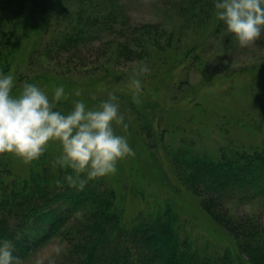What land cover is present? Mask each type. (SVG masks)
I'll use <instances>...</instances> for the list:
<instances>
[{
	"label": "trees",
	"instance_id": "obj_1",
	"mask_svg": "<svg viewBox=\"0 0 264 264\" xmlns=\"http://www.w3.org/2000/svg\"><path fill=\"white\" fill-rule=\"evenodd\" d=\"M190 1L196 6V14L187 21L203 24L212 18L210 32L223 30L231 36L217 20L213 0ZM116 5L113 0H0V71L7 72L16 57L27 51L28 42H22L31 36L38 40L48 36L45 57L64 60L67 67L85 64L92 56L111 63L151 58L159 45L153 40L158 39L160 29L155 24L133 23ZM108 35L112 37H107L106 43L103 40ZM263 38L264 34L257 42L264 44ZM37 44L34 42V46ZM83 46L88 52L82 53ZM64 53L72 57L65 58ZM122 73L109 71L102 80L127 77ZM37 78L35 81L54 79L46 69ZM102 80L81 87L79 97L72 92L69 100L57 107L68 110L74 99L92 101L96 85ZM114 93L120 98L121 114L125 116L128 109L129 116H135L127 128L149 154L148 165L153 161L156 166L152 170L158 171L157 157L151 158L158 113L153 110L152 96L140 95L139 106L132 92L116 89ZM144 107L152 118L144 119L143 115V126L138 115ZM179 107L173 105L166 112L171 116L170 111L178 112ZM179 124L178 128H185ZM187 142L184 138L177 151L164 145L179 182L175 189L200 200L196 205L202 217L215 224L216 230H223V248L211 250L209 242L200 247L189 236H182L183 217L173 199L169 200L172 197H158L153 203L145 200L144 208L128 222L118 192L107 185L102 187L104 176L90 180L82 189L66 181L56 183L58 179L63 181L70 170L55 165L49 150L31 162L26 175L13 171L16 165L9 158L11 153H5V157L0 154L4 158H0V240H12L14 255L20 260L48 238L59 236L67 243L64 264H264V216L232 208L244 200H261L264 207V144L247 148L229 142L213 154L193 151ZM159 177L162 193L168 180L160 172ZM133 187L129 192L141 196L138 185ZM28 230L35 235L41 231L39 240L32 243Z\"/></svg>",
	"mask_w": 264,
	"mask_h": 264
},
{
	"label": "rangeland",
	"instance_id": "obj_2",
	"mask_svg": "<svg viewBox=\"0 0 264 264\" xmlns=\"http://www.w3.org/2000/svg\"><path fill=\"white\" fill-rule=\"evenodd\" d=\"M113 1L132 18L133 23L155 24L160 29L157 33L158 39L153 40L159 45L154 47L151 58L140 62L123 60L111 63L92 56L88 57L85 64L75 63L67 67L64 60H48L45 57L48 36L41 40L31 36L24 38L22 42L24 45L28 42L27 51L18 55L16 62L7 69V72L14 75V92L22 89L24 82H34L45 69L52 73L54 79L37 80L35 83L44 87L50 96L59 84H63L66 91L74 93L81 87L95 84L96 80H102L109 71L123 72L127 77L123 76L116 81L110 78L98 81L93 102L87 103L95 106L116 89H124L134 94L135 89L131 87L128 77L130 71L141 63L147 64L150 71L141 76L142 90L139 97L142 95L146 98L151 95L155 104L153 110L158 112L154 123L157 137L152 139L155 148L151 149V158L157 157V168L164 176L162 178L168 180V191L160 192L162 180L159 172L152 170L156 163L150 160L151 164L148 165L149 154H145L139 147L132 131L123 126L135 118L129 116L128 109L125 116L123 115L122 123L114 122V129L117 134L127 137L134 149V155L121 159L117 164V171L104 176L105 185H101L115 188L118 192L128 222L136 218L144 208V202L153 203L158 197H172L169 200L173 199L176 208L180 210L181 218L183 217L182 236H189L200 247L209 242L211 250L223 248L226 240L222 235L223 230H216L215 224L214 226L207 218L202 217L196 205L200 200L184 192L177 193L175 188L179 182L164 145L169 144L177 151L179 144L186 138L187 146L193 151L218 154L229 142L247 148L251 144H264V44L256 42L242 47L226 31L210 32L212 18L203 24H197L194 20L187 21L196 14V6L190 0ZM168 4L170 7L166 8ZM107 37L112 36L108 35L103 40L109 43ZM34 42L38 44L34 46ZM83 47L85 51L82 50V53L88 52V47ZM63 57L72 56L64 53ZM135 103L139 106L142 104L137 101ZM173 105L180 106V111L171 110L170 116L166 111ZM143 115L144 119L149 117L146 107L138 115L139 124L144 126ZM151 118L150 115L149 119ZM179 122L184 124L179 127L185 128H178ZM47 150L55 158L60 152V146L52 142ZM2 156L5 157L4 154ZM9 158L16 165L13 171L23 175L28 173L32 161H25L14 154ZM136 184L142 191L141 196L129 192ZM166 192L169 195H165ZM260 201L244 200L239 205L234 204L232 208L256 215L261 213L264 216L263 203ZM38 233L35 235L37 233L28 230L32 243L39 240L41 231ZM66 251V241L62 237L52 236L33 253L21 259L20 264H64Z\"/></svg>",
	"mask_w": 264,
	"mask_h": 264
},
{
	"label": "clouds",
	"instance_id": "obj_3",
	"mask_svg": "<svg viewBox=\"0 0 264 264\" xmlns=\"http://www.w3.org/2000/svg\"><path fill=\"white\" fill-rule=\"evenodd\" d=\"M215 16L245 47L264 34V0H214ZM150 71L141 63L131 69L129 82L139 102L141 76ZM14 75L0 71V154L11 153L25 161L39 159L52 142L60 146L55 165L66 169L63 181L82 189L90 180L114 174L118 162L134 149L126 136L117 134L114 122H123L119 97L110 92L98 105L84 99L71 101V108L61 110L60 102L72 95L63 84L55 86L51 96L35 82H24L14 92ZM75 95L79 97L77 89ZM127 127V124H123ZM14 242L0 240V264H20L14 255Z\"/></svg>",
	"mask_w": 264,
	"mask_h": 264
}]
</instances>
